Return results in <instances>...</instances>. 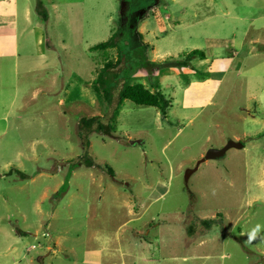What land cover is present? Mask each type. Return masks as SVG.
I'll return each instance as SVG.
<instances>
[{
	"label": "rangeland",
	"instance_id": "1",
	"mask_svg": "<svg viewBox=\"0 0 264 264\" xmlns=\"http://www.w3.org/2000/svg\"><path fill=\"white\" fill-rule=\"evenodd\" d=\"M2 1L1 262L15 260L2 254L12 243L19 264H264V157L232 149L186 183L188 170L210 150L237 137L247 145L262 130L264 112L257 115L252 102L253 112L244 111L245 94L203 88L202 66L135 67L181 61L193 51L186 28L174 25L191 1ZM39 2L47 19L37 12ZM146 13L138 32L148 48L131 33ZM119 29L134 66L123 80L158 89L173 106L165 117L127 100L111 136L84 138L81 119L107 110L86 84L118 54L91 48ZM87 152L96 167L77 164ZM209 220L216 223L211 229L203 224Z\"/></svg>",
	"mask_w": 264,
	"mask_h": 264
},
{
	"label": "crops",
	"instance_id": "2",
	"mask_svg": "<svg viewBox=\"0 0 264 264\" xmlns=\"http://www.w3.org/2000/svg\"><path fill=\"white\" fill-rule=\"evenodd\" d=\"M190 1L191 4L183 15L184 19L176 18L174 25L186 28L188 39L193 41V51H203L205 59L201 61V65L196 64L198 61L191 62L189 68L202 66L200 72L206 75L202 83L203 88H209L214 94L222 88L231 94H245L247 105L244 111L253 112L249 105L252 102L254 112L261 115L264 112V0ZM0 3L4 1L0 0ZM23 14L28 27H32V9L25 7ZM19 15L18 2L15 1V21ZM197 38L202 40L203 44H196ZM43 40L41 35L39 42ZM96 96L99 100L100 96ZM262 127V130L252 134L248 144L239 150L245 158L259 161L264 157V122ZM235 141L241 142V137L235 138ZM16 234L17 237L26 235L22 231ZM13 239L14 237L12 241ZM15 243L19 244L18 239ZM16 252L17 248H14L12 243L5 247L2 252L5 253L4 258L9 259L15 255V260L2 263L0 259V264H19Z\"/></svg>",
	"mask_w": 264,
	"mask_h": 264
},
{
	"label": "trees",
	"instance_id": "3",
	"mask_svg": "<svg viewBox=\"0 0 264 264\" xmlns=\"http://www.w3.org/2000/svg\"><path fill=\"white\" fill-rule=\"evenodd\" d=\"M37 12L42 18H48L42 2L38 3ZM148 15L149 13H146L142 19H139L136 26L131 31L132 34L136 33L144 48H148L149 45L143 42V36L138 32V27L141 21L148 18ZM122 41L123 35L119 29L118 31L113 32L108 41L99 43L91 48V51L93 52L116 49L118 54L116 61H107L105 65L98 70V77L92 83L86 84L88 88L94 89V91L100 96L104 101L107 110L104 116L85 117L81 119L80 129L84 138H87L89 134L94 132L111 136L115 131L114 123L118 118L119 111L123 103L127 100L138 106L157 108L165 117L167 116L169 109L173 106L172 102L158 89L152 91L144 84H131V82L129 83L128 81L123 80L122 75L128 70L129 76L131 77L133 74L132 68L134 66H129L130 60L127 56L128 53L126 54L121 46ZM182 58L181 61L169 63L149 62L144 60L142 63L135 65V67L140 68L145 66L150 70L157 69L159 71L182 67L189 68L191 62L195 59L200 58L201 60H204L205 53L201 50H194L190 53L183 54ZM87 145H89L88 142ZM76 162L79 166H85L86 168H94L97 166L96 162L90 157L88 152ZM17 172L22 177L25 176L21 171ZM107 172L108 175L114 176L112 169L107 168ZM203 224L208 229H211L213 224L215 225L216 223L214 220H209L203 221Z\"/></svg>",
	"mask_w": 264,
	"mask_h": 264
},
{
	"label": "water",
	"instance_id": "4",
	"mask_svg": "<svg viewBox=\"0 0 264 264\" xmlns=\"http://www.w3.org/2000/svg\"><path fill=\"white\" fill-rule=\"evenodd\" d=\"M243 148H244V145L241 142H237V141L231 140L222 149H212V150H210L206 154V156L203 159H201L193 169L188 170V172L186 174V183L187 184L189 183V180H190L191 176L198 171V169L200 168V166L203 163H205L207 161L223 158L232 149L240 150V149H243Z\"/></svg>",
	"mask_w": 264,
	"mask_h": 264
}]
</instances>
